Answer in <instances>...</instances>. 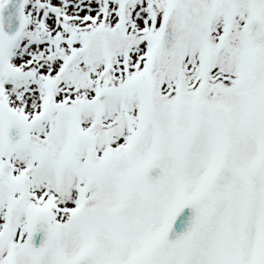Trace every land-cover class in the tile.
I'll list each match as a JSON object with an SVG mask.
<instances>
[{"label": "snow or ice", "instance_id": "6c2138e0", "mask_svg": "<svg viewBox=\"0 0 264 264\" xmlns=\"http://www.w3.org/2000/svg\"><path fill=\"white\" fill-rule=\"evenodd\" d=\"M0 264H264V0H0Z\"/></svg>", "mask_w": 264, "mask_h": 264}]
</instances>
